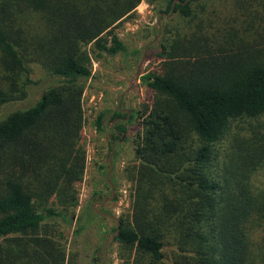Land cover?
Returning a JSON list of instances; mask_svg holds the SVG:
<instances>
[{"label":"trees","instance_id":"1","mask_svg":"<svg viewBox=\"0 0 264 264\" xmlns=\"http://www.w3.org/2000/svg\"><path fill=\"white\" fill-rule=\"evenodd\" d=\"M138 1L0 0V264L74 263L58 235L84 170V47L123 51L109 28ZM194 1L167 0L192 25L161 42L158 70L142 77L153 97L133 128L118 264H264V134L226 143L233 121L264 114V0H231L215 22L198 21ZM33 72L49 83L15 106Z\"/></svg>","mask_w":264,"mask_h":264},{"label":"rangeland","instance_id":"2","mask_svg":"<svg viewBox=\"0 0 264 264\" xmlns=\"http://www.w3.org/2000/svg\"><path fill=\"white\" fill-rule=\"evenodd\" d=\"M231 0H197L191 5L198 21L215 22L223 15L229 14ZM167 0H139L135 7L115 21L109 30L123 44V51L107 53L100 51L95 56L91 45L84 48L88 52L90 75L84 80L80 98L82 122L80 141L83 144L85 161L82 179L76 184L78 202L73 208L72 224L60 227L59 239L66 247V257L73 264H92V256L100 257L99 247L108 234L113 232L114 219L104 218L107 213L123 223L131 216V199L133 181L130 165L136 164L132 148L135 138L134 127L142 119L141 109L150 104L153 92L142 82V77L151 71L158 70L160 59L155 56L161 42L174 31L188 28L192 23L178 12L165 10ZM264 26V22L261 23ZM107 44H110L107 36ZM31 79L35 83L27 88L24 99L16 101L15 106H23L35 100L41 90L49 83L46 73L33 72ZM120 103V110L117 105ZM113 113L123 119L110 122ZM128 113V114H127ZM101 115L102 128L98 129L97 116ZM124 121V122H123ZM110 124L116 122L124 128L121 140L116 138L113 153L110 156V181L113 185L112 199L97 206L100 212L94 213L90 207L97 194L109 195L105 177L108 150L107 138ZM226 143L238 136L259 139L264 134V114L257 119L233 121L229 128ZM239 139V138H238ZM225 146V141L222 143ZM254 185L264 187L263 169L254 171ZM90 216L88 223L77 241L73 239L74 216L80 214ZM101 225L104 230H101ZM18 237V235H13ZM57 236V235H56ZM254 241L256 237L254 236ZM3 242V240H2ZM98 249V254L95 251ZM106 264H118V243L115 239L107 240L104 247Z\"/></svg>","mask_w":264,"mask_h":264},{"label":"flooded vegetation","instance_id":"3","mask_svg":"<svg viewBox=\"0 0 264 264\" xmlns=\"http://www.w3.org/2000/svg\"><path fill=\"white\" fill-rule=\"evenodd\" d=\"M117 108H118V110H120V103H118ZM112 116H113V118L111 119L110 122H112V121L115 122V120L121 119V117L118 115V113H113ZM125 118L126 117H124L123 119H125ZM123 119H121V120H123ZM110 122L108 124L109 127H110V133L107 135V138L111 139V143L109 144L107 142V144H106V148L108 150V156L106 158V165H105L107 167L105 181H106V185L108 186L110 192H109V195H107V196H104L103 194H97V200L93 201L90 209L94 213L96 212L98 214L100 212L97 210V206H100L104 202H107L109 199H112V197L114 195L113 185H112V183L110 181V173H111L110 156L113 153V148H114L115 143H116V138L118 137V139L121 140L123 138V136H124V130L121 129L122 125L118 124L117 122H116V124L115 123L110 124ZM101 128H102V122H101ZM101 214L104 215V218H107L106 216H109L112 219H114V227L112 229L113 232L107 235V237L105 238L104 242H102L100 247H99V251L101 252L100 253V257L97 258L96 256H92V258L90 259L92 264H106L105 254H104V247H105L106 241L107 240L110 241V240L115 239L114 236L117 234V231L119 229V224H120V222H119V220L117 218H114L113 216H111V215H109L107 213H103L102 212ZM76 216H79L81 221L84 222V227H83V230H84V228L86 227V225H87V223L89 221L88 218L90 216L88 215V213H86L85 215H82V216L80 214H78ZM76 216H74V219H75ZM101 230H104V227L102 225H101ZM82 231H81V233H82ZM81 233H80V235H81ZM95 254H98V249L95 251Z\"/></svg>","mask_w":264,"mask_h":264},{"label":"water","instance_id":"4","mask_svg":"<svg viewBox=\"0 0 264 264\" xmlns=\"http://www.w3.org/2000/svg\"><path fill=\"white\" fill-rule=\"evenodd\" d=\"M172 5H173V3L171 4L169 11H171Z\"/></svg>","mask_w":264,"mask_h":264}]
</instances>
